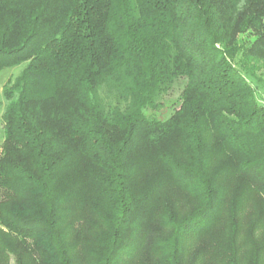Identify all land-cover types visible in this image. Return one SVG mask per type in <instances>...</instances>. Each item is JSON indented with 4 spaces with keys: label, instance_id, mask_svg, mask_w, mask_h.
I'll return each instance as SVG.
<instances>
[{
    "label": "trees",
    "instance_id": "1",
    "mask_svg": "<svg viewBox=\"0 0 264 264\" xmlns=\"http://www.w3.org/2000/svg\"><path fill=\"white\" fill-rule=\"evenodd\" d=\"M21 63L0 264H264V0H0Z\"/></svg>",
    "mask_w": 264,
    "mask_h": 264
},
{
    "label": "rangeland",
    "instance_id": "2",
    "mask_svg": "<svg viewBox=\"0 0 264 264\" xmlns=\"http://www.w3.org/2000/svg\"><path fill=\"white\" fill-rule=\"evenodd\" d=\"M24 65H25L24 63H21L11 67H5L2 70H0V150H1V143L3 138L2 113L4 110V106L6 104V99L3 97L2 94V88L7 81H12L21 72ZM257 74L260 75L264 80V70H259ZM181 88H182L181 83H175L173 87L168 91V93L162 95L160 99V104H161L160 108L156 110H149L148 112L158 117L169 116L179 104V95L181 92ZM99 94L107 106H112L116 104L117 99L113 95L109 94L105 87L100 88ZM259 100L264 104V92H261V95L259 96Z\"/></svg>",
    "mask_w": 264,
    "mask_h": 264
}]
</instances>
